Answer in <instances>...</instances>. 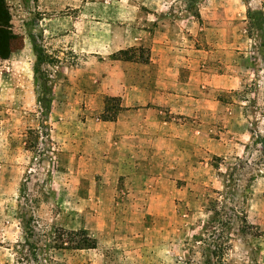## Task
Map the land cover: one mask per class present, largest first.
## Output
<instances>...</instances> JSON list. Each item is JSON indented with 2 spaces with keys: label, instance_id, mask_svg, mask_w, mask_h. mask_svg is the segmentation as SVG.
Instances as JSON below:
<instances>
[{
  "label": "rangeland",
  "instance_id": "374dc122",
  "mask_svg": "<svg viewBox=\"0 0 264 264\" xmlns=\"http://www.w3.org/2000/svg\"><path fill=\"white\" fill-rule=\"evenodd\" d=\"M4 4L0 264H264V0Z\"/></svg>",
  "mask_w": 264,
  "mask_h": 264
},
{
  "label": "trees",
  "instance_id": "16d2710c",
  "mask_svg": "<svg viewBox=\"0 0 264 264\" xmlns=\"http://www.w3.org/2000/svg\"><path fill=\"white\" fill-rule=\"evenodd\" d=\"M7 20V11L5 8L4 0H0V41H6L7 36H5L6 29H2L1 27L5 24ZM2 43V42H1ZM6 43V42H5ZM122 50L119 52L121 53ZM6 53H0V57H4ZM70 235L74 238L73 248H94L96 245V241L93 237L88 235L85 229H78V230H70L67 231ZM56 236V237H55ZM56 241L59 238V235H54Z\"/></svg>",
  "mask_w": 264,
  "mask_h": 264
},
{
  "label": "crops",
  "instance_id": "0c3cea01",
  "mask_svg": "<svg viewBox=\"0 0 264 264\" xmlns=\"http://www.w3.org/2000/svg\"><path fill=\"white\" fill-rule=\"evenodd\" d=\"M127 92L125 91V89H123V91L119 94V95H126Z\"/></svg>",
  "mask_w": 264,
  "mask_h": 264
}]
</instances>
